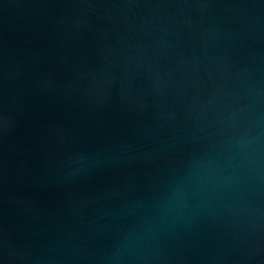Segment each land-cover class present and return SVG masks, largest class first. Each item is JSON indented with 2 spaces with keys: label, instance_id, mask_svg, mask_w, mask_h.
<instances>
[{
  "label": "water",
  "instance_id": "water-1",
  "mask_svg": "<svg viewBox=\"0 0 264 264\" xmlns=\"http://www.w3.org/2000/svg\"><path fill=\"white\" fill-rule=\"evenodd\" d=\"M0 264H264V0H0Z\"/></svg>",
  "mask_w": 264,
  "mask_h": 264
}]
</instances>
